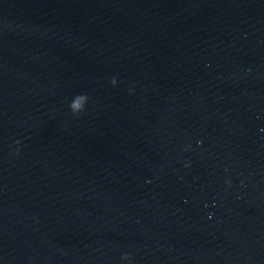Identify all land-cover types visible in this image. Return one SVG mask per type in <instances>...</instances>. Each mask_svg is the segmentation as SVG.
Listing matches in <instances>:
<instances>
[{
	"label": "water",
	"instance_id": "95a60500",
	"mask_svg": "<svg viewBox=\"0 0 264 264\" xmlns=\"http://www.w3.org/2000/svg\"><path fill=\"white\" fill-rule=\"evenodd\" d=\"M125 253L264 264V0H0V264Z\"/></svg>",
	"mask_w": 264,
	"mask_h": 264
},
{
	"label": "clouds",
	"instance_id": "9594fccd",
	"mask_svg": "<svg viewBox=\"0 0 264 264\" xmlns=\"http://www.w3.org/2000/svg\"><path fill=\"white\" fill-rule=\"evenodd\" d=\"M111 84L112 85H116L117 84V79L115 77H113L111 79ZM128 91L131 94L133 92V89L129 88ZM76 99L80 101V104L78 106L73 104V105L70 106L69 109L72 112V114L79 115V114L83 113L86 110V106H87V104L89 102V97L86 94H78L76 96ZM16 143H17V145H19L20 142L17 141ZM197 143H199V141ZM16 154L17 155L19 154V150L18 149H17ZM121 260L127 262V264H133V258H132V256L130 254H127V253L123 254L122 257H121Z\"/></svg>",
	"mask_w": 264,
	"mask_h": 264
}]
</instances>
